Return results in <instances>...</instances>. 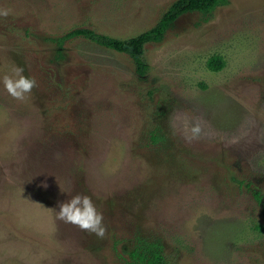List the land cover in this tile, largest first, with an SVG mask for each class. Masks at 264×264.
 Instances as JSON below:
<instances>
[{
  "label": "rangeland",
  "instance_id": "374dc122",
  "mask_svg": "<svg viewBox=\"0 0 264 264\" xmlns=\"http://www.w3.org/2000/svg\"><path fill=\"white\" fill-rule=\"evenodd\" d=\"M173 1L0 0V264H141L149 244L165 264H264V0L177 15L143 44V74L55 41L129 39ZM17 68L38 85L23 100L3 84ZM76 193L103 239L56 218Z\"/></svg>",
  "mask_w": 264,
  "mask_h": 264
},
{
  "label": "trees",
  "instance_id": "16d2710c",
  "mask_svg": "<svg viewBox=\"0 0 264 264\" xmlns=\"http://www.w3.org/2000/svg\"><path fill=\"white\" fill-rule=\"evenodd\" d=\"M226 1L227 0H175L159 17L153 27L126 40L99 34L87 28H75L66 32L55 41L60 44L67 38L75 36L84 37L99 46L126 54L134 62L135 71L139 74H143L146 68L141 59L144 43L159 38L177 15L190 10L207 14L211 12L214 7L226 4ZM206 65L211 70L219 69L223 65V60L218 56L210 57ZM131 257H136L141 264H165L159 247L153 244H149L146 248L144 247L139 251H132Z\"/></svg>",
  "mask_w": 264,
  "mask_h": 264
},
{
  "label": "clouds",
  "instance_id": "9594fccd",
  "mask_svg": "<svg viewBox=\"0 0 264 264\" xmlns=\"http://www.w3.org/2000/svg\"><path fill=\"white\" fill-rule=\"evenodd\" d=\"M10 10L0 9V17H8ZM23 69H16V77L4 75L3 84L10 96L17 100H23L26 94L31 93L32 89L37 87V81L34 77H27L23 74ZM200 131L199 127L192 129L193 137ZM56 211V218L66 224H72L83 231L94 234L103 239L106 235V226L104 225V216L97 210L91 196L83 193H76L70 199L60 202Z\"/></svg>",
  "mask_w": 264,
  "mask_h": 264
}]
</instances>
